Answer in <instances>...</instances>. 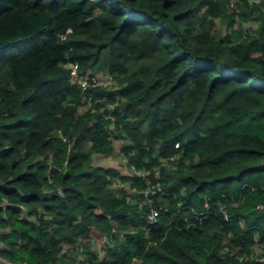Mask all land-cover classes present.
<instances>
[{
    "label": "trees",
    "instance_id": "trees-1",
    "mask_svg": "<svg viewBox=\"0 0 264 264\" xmlns=\"http://www.w3.org/2000/svg\"><path fill=\"white\" fill-rule=\"evenodd\" d=\"M14 262L264 264V0H0Z\"/></svg>",
    "mask_w": 264,
    "mask_h": 264
},
{
    "label": "rangeland",
    "instance_id": "rangeland-1",
    "mask_svg": "<svg viewBox=\"0 0 264 264\" xmlns=\"http://www.w3.org/2000/svg\"><path fill=\"white\" fill-rule=\"evenodd\" d=\"M96 163L98 164H102V165H105V166H118V165H121L123 167V170H128L129 168L128 167H125L124 164H125V160L119 156L118 154H116V152H113L112 155H109V156H104V155H99L96 157V160H95ZM121 167V169H122ZM141 191H144V189H142ZM5 259H3V262H4ZM8 262V261H6ZM11 263V262H9ZM6 264V263H4Z\"/></svg>",
    "mask_w": 264,
    "mask_h": 264
},
{
    "label": "built area",
    "instance_id": "built-area-1",
    "mask_svg": "<svg viewBox=\"0 0 264 264\" xmlns=\"http://www.w3.org/2000/svg\"><path fill=\"white\" fill-rule=\"evenodd\" d=\"M83 84H86L85 82ZM158 215H159V212L157 209H152L151 212H149L146 216L147 218V221L150 223V224H154L156 223L157 221V218H158ZM13 264H30L28 262H14Z\"/></svg>",
    "mask_w": 264,
    "mask_h": 264
}]
</instances>
